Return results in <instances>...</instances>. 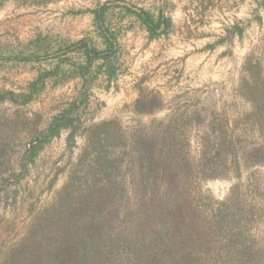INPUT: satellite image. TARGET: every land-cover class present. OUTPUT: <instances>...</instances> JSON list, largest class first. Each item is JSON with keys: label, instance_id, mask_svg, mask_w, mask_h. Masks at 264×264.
I'll use <instances>...</instances> for the list:
<instances>
[{"label": "rangeland", "instance_id": "rangeland-1", "mask_svg": "<svg viewBox=\"0 0 264 264\" xmlns=\"http://www.w3.org/2000/svg\"><path fill=\"white\" fill-rule=\"evenodd\" d=\"M0 264H264V0H0Z\"/></svg>", "mask_w": 264, "mask_h": 264}, {"label": "trees", "instance_id": "trees-1", "mask_svg": "<svg viewBox=\"0 0 264 264\" xmlns=\"http://www.w3.org/2000/svg\"><path fill=\"white\" fill-rule=\"evenodd\" d=\"M157 28H159V27H161V22H159L158 24H157V26H156ZM7 95V94H6ZM3 97H5V96H3ZM2 98V97H1ZM57 129H58V125H52V126H50V128H49V133L51 134V135H57Z\"/></svg>", "mask_w": 264, "mask_h": 264}]
</instances>
